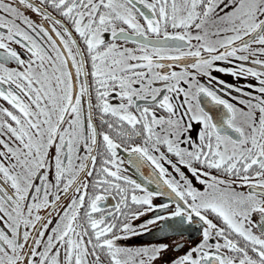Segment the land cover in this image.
<instances>
[{
  "label": "snow or ice",
  "instance_id": "obj_1",
  "mask_svg": "<svg viewBox=\"0 0 264 264\" xmlns=\"http://www.w3.org/2000/svg\"><path fill=\"white\" fill-rule=\"evenodd\" d=\"M0 264H264V0H0Z\"/></svg>",
  "mask_w": 264,
  "mask_h": 264
},
{
  "label": "flooded vegetation",
  "instance_id": "obj_2",
  "mask_svg": "<svg viewBox=\"0 0 264 264\" xmlns=\"http://www.w3.org/2000/svg\"><path fill=\"white\" fill-rule=\"evenodd\" d=\"M33 2L38 4L39 0H33ZM21 10L24 11L25 15H27L34 22H40L41 21V17L32 13L30 10L23 9V8ZM45 23H47V22L45 21ZM218 63H220L221 66H224L223 62H218ZM214 74L220 76L222 79H225L229 82H234V79L232 77L227 76L223 73H214ZM240 83H245V81H240ZM253 83H255V81H253ZM144 171H145V173H147L148 169L145 168ZM185 171H186V169H185ZM136 178L139 179V177H136ZM193 183H194V186H196L199 190H203V186L199 185L198 182H196L194 180ZM149 187H154V185L149 186ZM241 190L246 191L245 189H241ZM155 202L159 203V200H156ZM210 218L213 219L214 222L219 223L218 221L215 220L214 217H210ZM143 219H147V217L142 218L141 221H134V224H140L143 221ZM149 227L151 229L150 233H145L139 237H134V238H132V240L128 241L127 243L135 244V245L157 244V243H168L171 245L174 242L183 243L184 247L180 251H169L167 253V257L169 260H171L177 256L183 255L184 251H186L191 246H194L201 239V230L199 229V222L198 221L196 223H194L192 225V227L190 228V230L185 232L183 234V236L178 235V234L173 233V232H168V233L160 232L158 230L157 225H150ZM165 235H167L169 238L164 239Z\"/></svg>",
  "mask_w": 264,
  "mask_h": 264
}]
</instances>
